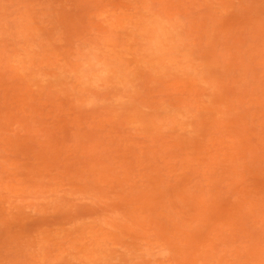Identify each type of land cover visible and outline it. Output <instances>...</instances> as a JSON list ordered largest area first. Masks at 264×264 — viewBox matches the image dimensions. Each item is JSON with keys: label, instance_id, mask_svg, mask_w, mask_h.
Returning <instances> with one entry per match:
<instances>
[{"label": "rangeland", "instance_id": "obj_1", "mask_svg": "<svg viewBox=\"0 0 264 264\" xmlns=\"http://www.w3.org/2000/svg\"><path fill=\"white\" fill-rule=\"evenodd\" d=\"M0 264H264V0H0Z\"/></svg>", "mask_w": 264, "mask_h": 264}]
</instances>
